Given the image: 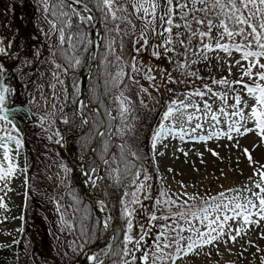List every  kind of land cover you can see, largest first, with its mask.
Masks as SVG:
<instances>
[{
	"label": "snow or ice",
	"instance_id": "snow-or-ice-1",
	"mask_svg": "<svg viewBox=\"0 0 264 264\" xmlns=\"http://www.w3.org/2000/svg\"><path fill=\"white\" fill-rule=\"evenodd\" d=\"M73 2L82 4L84 12H91L84 0H73ZM43 3L45 12L56 18L76 16L81 24H87L94 20L91 15L82 16L76 8L66 3V0H58V2L53 0L51 7H49V0H43ZM96 6L104 11L106 24L109 19L114 23L112 29L106 28L107 32L115 35L108 38L105 59L111 55L114 58V63L112 61H109V63H113V66L119 69L115 75L106 74L107 78L103 84L105 94L111 90V87H116L118 81L122 82V77H126L133 85L139 86L141 92H147V89H144L140 85V81L136 79V76L141 73L149 81L150 87L157 91L159 90L158 86L153 83L156 78L151 75L152 70L150 68L144 69L142 64L137 63L136 54H139L148 46L149 34L160 37L159 42L152 46L153 57L156 59L166 57L169 62L173 61L171 57H168V53L183 57L182 61H176L175 63L178 70L186 77L190 76L194 79L203 80L204 77L199 75V69H193L192 65L201 62L208 63L212 59L228 62L229 75H231L232 67L241 66V76L238 80L230 81L226 77H221L220 79L212 78V84L225 89L223 92L215 91L211 86L205 84L202 89L198 88L183 93V100L175 99L162 104L163 110L160 113V119L151 134V147L153 149H156L158 143L169 137H178L180 140H184L185 136L192 138L191 134L203 127L201 120L211 121L210 127L216 128L221 123V117H225L229 121L227 131L210 132L208 139L213 138V135L216 137L224 135L227 139H232L233 131L237 135H241L254 130H258L262 139H264V83H262L264 82V62H261L264 60V0H134L131 5L132 12L129 14L135 15L141 22L142 27L139 31L136 30L135 25L131 24L127 16L118 15V13L128 12L122 0H96ZM64 8H69L70 11H63ZM49 23L52 25L53 30H56L55 20L49 21ZM61 23L68 28L72 27V24L67 21L61 20ZM121 25H126L127 27H121ZM59 33L61 45L71 43L72 36L66 38L64 27L59 28ZM125 36L132 37L133 52L135 53L128 61H125L120 55L123 50V38ZM76 41L78 44L83 45L86 37L77 35ZM136 45H139V47ZM73 47L75 48L76 45L74 44ZM180 49L183 51H180ZM2 52H4V49L0 48V53ZM210 52L217 53V55L210 57ZM234 52L240 54V59H235L233 56ZM219 53L224 55H219ZM55 55L56 53L53 52V56ZM242 61H247V65H244ZM67 63L69 67H72L71 60H68ZM75 64L79 65L80 60H75ZM61 67L59 64L56 65L58 69ZM125 68L128 69L127 72L124 71ZM253 69H256V71L253 72ZM3 72L4 68L0 66V73ZM244 76L249 77L252 81L251 85L244 82ZM57 79L59 78L57 77ZM167 79L172 83L184 82L174 80L170 74H168ZM234 85H241V87L236 88ZM229 93H233V95L230 96ZM12 94V90L4 85L2 77H0V122L3 125L11 126L15 130L18 128V124L15 123L17 119L23 121L29 117L26 111H22L17 107H10ZM117 99L121 100L119 109L121 116L123 117L125 114L130 113L128 105L132 103L131 99L124 96L123 92ZM217 99L221 103L218 109L214 111L213 103ZM229 99H232L234 103L228 104L227 101ZM249 100H251V103H249ZM139 103L142 106H147L142 99ZM245 109H247V112ZM194 120L196 123L193 127L192 122ZM249 122L253 123L254 128L247 127ZM125 126L127 130H131L127 123ZM4 130L6 129L0 127V131ZM5 139L9 142L15 141L17 146L21 144V141L11 135L7 137L0 136V147L4 149V157L7 159L11 149L7 143H4ZM199 139L203 142L205 138L200 137ZM164 147H167V144ZM120 148V159L126 160L124 155L125 146L120 145ZM245 152L247 153L248 150L245 149ZM128 155L135 157L136 154L129 150ZM213 155L217 154L213 152ZM113 159H116V157H113ZM248 159L250 162L252 161L250 155ZM105 163L107 164L109 161L105 160ZM135 167V164L125 163L124 173L126 177H131L129 186L134 190L124 193L125 196L129 197L124 208L127 234L123 237L120 252L115 253L120 256L121 264H135L138 259L136 252L146 244L149 251L141 253L139 257L141 264H149L150 257L152 264H175V259L171 258L173 253L176 256H179L181 252L184 255H188L195 248L202 249L205 245L217 242L221 236H225L230 242L235 243L237 236L229 235L224 231L225 224L223 221H235L237 216L229 217L225 213L220 218V212L223 209H231L236 212L238 209L246 208L248 214L238 213V215L242 216L245 224L256 223L259 226L260 221H264V183L257 182L255 184L254 187L259 189L258 192L250 188L245 189L258 200V205L250 198L247 200V205H241L236 202L238 197H234L226 203L221 199L226 195L224 192H220L218 197H211L215 201L211 210L216 213V216L209 221V209L207 208L200 210L204 213L202 216H198L197 212L189 214L188 211L182 210L185 206H188L189 201L198 198L195 194H189L184 191L174 194L176 199H173L166 192L161 191L159 197H162L163 200L151 197V186L140 181L141 173L132 171ZM261 168L264 169V165H261ZM13 171L14 168L11 164L6 171L0 167V180L11 176ZM65 171H69V169H65ZM92 171L95 172V169ZM261 176L262 180H264V174H261ZM89 179L92 183L95 182L91 177ZM148 179L150 177L145 175L144 180L147 181ZM180 186L183 189H187V185L183 182H180ZM228 191L240 192L241 190L229 189ZM141 195L143 200L152 199L153 201L152 207L155 211L149 212V220L157 221L159 219L166 221V223L163 225H140L138 234L132 236L130 234L133 229L131 217L134 216V209H130L129 205L139 204L142 209L145 208L146 205H144ZM181 197H185L182 203H180ZM199 198L202 199L203 197ZM2 206L0 205V207ZM103 207L101 205V211H103ZM172 207H176L177 211H171ZM257 207L259 211L255 215H258L259 219L253 221L249 217L253 214L252 209ZM161 210H163L164 214L157 216L156 212ZM193 219H198L201 222L209 221L204 225L209 231H201L200 227L193 223ZM213 225H216V227H213ZM103 227L105 229L109 227L107 221L103 222ZM152 227L159 228V231L154 240L149 241L146 238L151 235ZM229 227L231 228V226ZM241 230L239 226L231 228V231L237 234ZM129 245L132 247L129 248ZM165 250L169 251L166 252ZM113 254L111 252L103 253V255ZM195 254L199 255V252ZM84 256L85 264H88L89 261L92 264H104V261L98 255L86 252Z\"/></svg>",
	"mask_w": 264,
	"mask_h": 264
},
{
	"label": "rangeland",
	"instance_id": "rangeland-1",
	"mask_svg": "<svg viewBox=\"0 0 264 264\" xmlns=\"http://www.w3.org/2000/svg\"><path fill=\"white\" fill-rule=\"evenodd\" d=\"M18 1L24 3V7L28 9L27 20L35 30V39L31 44L32 49H30L29 53L21 56L18 63L19 65H15L10 72H8L7 79H5V86L7 87L8 84L13 93L10 107H17L26 112L28 110L31 114H29L28 119L23 121L17 119L15 123L18 124V128L15 130H13L11 126L3 125L2 122H0V127L6 129L0 131V136L7 137L11 135L21 141V144L17 146L15 141L9 142L5 139L4 143H7L8 147L11 149L7 159L4 157V149L0 147V167L6 171L11 164L14 168L11 176L0 180V205H3L0 207V247L18 242L22 236L23 217L26 216L28 223L31 219V216L28 217L29 214L25 212L28 193L27 163H25L24 160H20L19 163L16 162V156L24 149V143L21 139V137L24 136V134L21 135L22 130L25 129L29 140L30 138L39 139L41 145L40 153L43 151L46 157H49L47 163L54 165L56 162H59L58 157L52 158L56 152L52 146L50 153L49 150H47L48 148L46 149V145L41 144V140L44 143H46V139L51 140V142L56 141L53 135L48 133L50 130L47 126L49 125V117H51L57 109L60 110L59 97L61 93L59 94L58 89L60 88L56 85V82L58 83V76H56L58 70L56 65L48 58V49L50 47L48 44H57L60 41L59 30L57 28L53 30L52 25L49 23L45 14L43 0ZM0 2L2 3H0V22L2 23L7 18V14L1 6L4 5L6 7L7 3L5 0H0ZM133 2L134 0H129L128 6H126L128 9L127 17L128 20L131 21V24L135 25L136 30L139 31L142 27L141 22L139 20L136 22L134 19L135 15L129 14L132 12L131 5ZM2 30H6L4 25H0V34ZM149 37L148 46L139 54H136L137 63L142 64L144 69L150 68L152 70L151 75L156 78L153 83L158 86L159 90L157 91L150 87V83L144 78L143 73L137 75L136 79L140 81V85H142L144 89H147V92H141L140 87L135 86L137 87L139 101L142 99L144 104L147 105L146 107L140 106L149 113L156 112L158 118L154 125L151 124L148 127L150 134L148 151L152 161V169L148 164L149 166L147 169L145 168L143 175H147L150 179L145 181L143 178L141 182L151 186V197H156L152 184L155 179L160 189L173 199H176L174 194L184 191H187L189 194L197 195L198 198L189 201L188 206H185L182 210L188 211L189 214L191 212H197L198 216H202L204 213L200 210L207 208L209 209V221L216 216V213L211 210L215 204V201H213L211 197H218L220 192L226 194L225 197L221 198L226 203L234 197H238L236 202L241 205H247V200L249 198L258 205V200H256L250 192L245 190L250 188L258 192L259 189L254 187L255 184L257 182L264 183L261 176V174H264V169L261 168V165H264V139H262L258 130L249 131L247 134L241 135H237L235 131H233L232 139H227L224 135H220L219 137L213 135V138L208 139L207 137L210 132L227 131L229 121L225 117H221V123L216 128H211V121L201 120L200 122L203 124V127L195 133H192V138L185 136L184 140H180L178 137H169L158 143L156 149L151 147V134L160 119V113L163 110L161 107L162 104L175 99L183 100V93L198 88L202 89L205 84L211 86L215 91L223 92L225 89L212 84V78L220 79L221 77H226L230 81L238 80L241 76V66L237 65L232 67L231 75H229L228 62L221 63L220 61L212 59L208 63L201 62L192 65L193 69H199V75L204 77L203 80L194 79L190 76L186 77L178 70L175 63L176 61H182L183 57L168 53V57H171L173 62H169V59L166 57L156 59L152 55V46L159 42L160 37L151 36V34H149ZM136 46L139 47V45ZM131 47L133 50V46ZM0 48L4 49V52L0 53V57H6V40L0 39ZM180 51L183 50L180 49ZM215 55H217V53H209L210 57ZM219 55L224 54L219 53ZM233 56L235 59H240L239 53L234 52ZM1 61L5 62V60ZM261 62H264V60ZM242 63L247 65L248 62L242 61ZM0 66L7 68V62H0ZM42 66L46 67L45 73L34 72V69H38ZM255 71L256 69H253V72ZM168 74H170L174 80L184 82H169L167 79ZM35 76H44L43 78H45V80L42 85H36L37 78L34 79ZM243 79L245 83L252 84L248 76H244ZM234 86L236 88L241 87V85ZM229 95L231 96L233 93H229ZM245 98L247 99L246 96ZM205 99H207V97H205ZM220 103L219 99L213 103L214 111L218 109ZM227 103L232 104L234 101L229 99ZM249 103H251V100H249ZM189 111H191V109H189ZM245 111L247 112V109H245ZM195 123L196 121L194 120L192 122L193 127ZM247 127L254 128V125L252 122H249ZM200 137L205 138L203 142L199 139ZM165 144H167V147H164ZM245 149L248 150L247 153ZM213 152L217 155H213ZM185 153H187V155H185ZM249 155L252 157L251 162L248 159ZM53 169L54 167L51 166L50 170L52 171ZM154 169L157 172L156 174H154ZM169 169H171V171H169ZM41 171L44 172V170ZM49 176L51 177V175ZM52 176L55 181L62 180L61 171L52 173ZM92 180L95 181L96 178H92ZM180 182L186 184L187 189L181 188ZM87 183L92 185L90 179H87ZM229 189L241 191L230 192L228 191ZM199 197L203 198L200 199ZM141 199L143 200L142 195ZM183 199H185V197H181L180 203L183 202ZM205 201H207V203H205ZM56 202L57 199L51 200L49 207L55 205ZM143 203L146 205L143 209L139 204L134 206L129 205L130 209H134V216L131 217L133 229L130 234L132 236L138 234L140 225H163L166 223V221L159 219L157 221H150L148 214L150 211H155L152 207L153 201L152 199H148L143 200ZM100 209V204H98L99 213L101 211ZM171 211L175 212L177 208L172 207ZM258 211V207L253 208V214L250 215L249 218L253 221L258 220V215H255ZM101 212L104 217L108 218L104 210ZM225 213L229 217L237 216L235 221H223L225 224L224 231L229 235H236V242L232 243L227 237L221 236L217 242L205 245L202 249L195 248L193 252L188 255H184V253L181 252L179 256H176L173 253L171 258L175 259V264H180L181 262L185 264H264V221H260L259 226H257L256 223L245 224L242 216L238 215V213L248 214L246 208L238 209L236 212H233L231 209H223L220 212V218H222ZM163 214V210L156 212L157 216ZM34 216H36V214ZM189 218L191 219L190 215ZM44 221L45 219L43 218L42 222ZM209 221L201 222L198 219H193V223L198 225L201 231H209V229L204 226ZM229 226H231V228L239 226L242 230L237 234L231 231ZM213 227H216V225H213ZM158 231L159 228L152 227L151 235L146 239L149 241L154 240ZM30 233L31 232H29V234ZM125 234H127V229L125 230L124 235ZM185 235H187V233H185ZM128 247L131 248L132 246L129 245ZM28 249V242L25 240L22 251L28 252ZM146 251H149L147 244L136 252L138 259L135 264H141L139 257L142 252ZM165 251L168 252L169 250ZM196 252H199V255H196ZM166 259L168 258L166 257ZM88 264H90V261ZM149 264H152L151 257L149 259Z\"/></svg>",
	"mask_w": 264,
	"mask_h": 264
},
{
	"label": "trees",
	"instance_id": "trees-1",
	"mask_svg": "<svg viewBox=\"0 0 264 264\" xmlns=\"http://www.w3.org/2000/svg\"><path fill=\"white\" fill-rule=\"evenodd\" d=\"M5 1L7 6L2 5L1 7L6 12L7 18L4 22H0V25H4L6 29L5 31L2 30L0 39L7 41V56L0 57L1 63L7 62V68H4L5 71L0 73L4 85L8 72L15 65H19L21 56L29 53L32 49L31 44L35 39V30L27 20L28 9L24 7V3L18 0ZM84 2L95 13L101 32L100 48L96 57L97 63L86 80L85 99L80 104V112L86 120V126L83 119L78 115L75 106L79 97L81 75L92 57V24L91 22L81 24L76 16L56 18L45 12L49 21L55 20L58 30L64 27L66 38L72 36L71 43L61 45L59 41L57 44H48L50 46L48 49L49 60L55 65L62 66L57 68L56 74L59 78L56 85L60 88L58 89L59 94L61 93L59 97L60 110L57 109L49 117V125L47 126L50 130V132L47 130L48 133L52 134L56 141L51 142V140L46 139V143H44L41 140V144H45L50 153L52 146L56 151L52 158L58 157L59 162L54 165L47 163L49 157H46L43 151L40 153L39 139L30 138L29 140L25 129L22 130L21 135L24 134V136L21 139L24 143V149L16 156V162L19 163L20 160H24L27 163L28 193L25 212L29 214L28 217L31 216V219L28 223L26 216L23 217V231L18 242L0 247V264H80L82 255L91 247L97 246L104 237L105 228L96 215L92 200L80 182L78 170L65 157L61 149V142H65L69 157L75 162L80 161L82 163L85 169V178H96L95 182L92 183V193L104 200L106 208L113 216L114 238L108 252L114 254L104 258L106 242L99 244L94 254L98 255L104 264H121L120 256L115 253H119L122 248V240L126 230L124 208L129 197L125 196L124 193L134 190L129 186L131 177H126L124 173L125 163L136 165L132 171L141 173L140 181L144 178L145 168L147 169L150 165L152 169V161L148 151L150 139L148 127L156 123L158 116L156 112L149 113L140 106L137 87L126 77H122V82L118 81L117 86L111 87V90L105 94L103 84L107 78L106 74L115 75L119 71L117 67L113 66L114 58L111 55L105 59L108 38L115 35L107 32L106 28L112 29L114 23L109 19L106 24L104 11L96 6V0H84ZM122 2L126 7L129 0H122ZM52 3L53 0H49V7ZM74 8L82 16H86L82 10L77 7ZM63 11H70V9L64 8ZM118 15L127 16V13H118ZM134 19L137 22L138 19L135 16ZM61 20L71 23L72 27H66L65 24L61 23ZM121 27L127 26L121 25ZM77 35L86 37L85 44L77 43ZM74 44L76 45L75 48L73 47ZM131 46L132 37L125 36L123 38V50L120 52L125 61L130 60L134 55ZM53 52L56 53L55 56H53ZM77 59L80 60L79 65L75 64ZM1 60H5V62ZM68 60H71L72 67L68 66ZM109 61L113 63H109ZM45 68L39 67L34 69V72L45 73ZM124 71L127 72L128 69L125 68ZM43 77H34V79L37 78V86L43 84L45 80ZM7 87L9 88L8 84ZM121 92L132 101L128 105L130 113L123 117L119 112L121 100L117 99ZM27 113L29 117L31 113L28 110ZM65 121L67 122L65 123ZM126 123L131 128L130 131L126 129ZM78 131L81 134H75ZM69 132L71 133L64 140L59 141ZM120 145L125 146L126 160L120 159ZM129 150L136 154L135 157L128 155ZM105 160H108L109 163L106 164ZM51 166L54 167L52 171L50 170ZM65 169H69V171H65ZM93 169L95 172L92 171ZM56 171H61L62 180H54L52 173H56ZM97 173H100L101 177H98ZM156 173L154 169V174ZM152 184L154 195L159 197L162 190L156 183V179ZM159 198L163 200L162 197ZM55 199H57L56 204L49 207L51 200ZM103 210L106 212L104 207ZM35 214L36 216H34ZM43 218L45 219L44 222H42ZM29 232L31 233L29 234ZM25 240L28 242V252L22 251Z\"/></svg>",
	"mask_w": 264,
	"mask_h": 264
},
{
	"label": "water",
	"instance_id": "water-1",
	"mask_svg": "<svg viewBox=\"0 0 264 264\" xmlns=\"http://www.w3.org/2000/svg\"><path fill=\"white\" fill-rule=\"evenodd\" d=\"M66 2L69 3V4H71V5H73V6H75V7H77V8H79V9H81L83 11V5L82 4H76V3L73 2V0H66ZM88 8L91 9L89 6H88ZM86 15H91V16L94 17V20L91 21V23H92V26H91V37H92V45L93 46H92V58H91V61L87 65V67L85 68V71L83 72V74L81 76L80 96H79V98L77 100V103H76V111H77L78 115L81 118H83V116L81 115L80 110H79L80 102L82 101V99H83V97L85 95V91H86V89H85V83H86V80H87V78L89 76V73H90L92 67L96 65V62H97L96 57H97L98 50L100 48V41H101L100 27H99V23L97 21V18L95 16V13L91 10V12H87ZM84 124L86 125V121L85 120H84ZM75 134H80V133L79 132H76ZM62 150H63L64 155L66 156V158H68L71 161L72 165L74 167H76L77 170H78V172L80 173V178L79 179H80L81 184L85 187V191H86L88 197L90 199H92V200H97V201L101 202L104 206H106L105 205V202L102 199L93 196V194L91 192V188L90 189H87L86 188V181L84 180L85 169L83 168L82 165L76 164L75 162H73L71 160V158L68 155V152H67V148H66V144L65 143L62 144ZM93 207L95 208V204H93ZM107 212H108V221L107 222L109 224V227L106 229L105 236H104V238L101 241V242H104L105 240L108 241V244L106 246V252H108V250H109V248H110V246L112 244V241H113V232H114V221H113V217H112L111 213L108 210H107ZM97 215L100 218V215H99L98 212H97ZM96 247L97 246L91 247L86 252H91ZM106 256L107 255H105L104 257H106ZM80 263L81 264H85V256H84V254L82 255V257L80 259Z\"/></svg>",
	"mask_w": 264,
	"mask_h": 264
},
{
	"label": "bare ground",
	"instance_id": "bare-ground-1",
	"mask_svg": "<svg viewBox=\"0 0 264 264\" xmlns=\"http://www.w3.org/2000/svg\"><path fill=\"white\" fill-rule=\"evenodd\" d=\"M86 186H87L88 189H90V184L89 183H86ZM95 201H97V200H95ZM100 215H101V217L103 219V222L104 221H107V218L103 216V213L101 211H100ZM180 264H185V263L184 262H181Z\"/></svg>",
	"mask_w": 264,
	"mask_h": 264
}]
</instances>
